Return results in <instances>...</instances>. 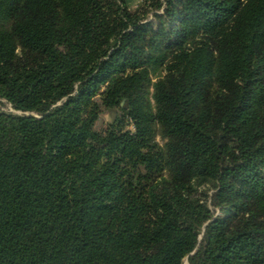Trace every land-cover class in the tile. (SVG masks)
Instances as JSON below:
<instances>
[{
  "label": "trees",
  "instance_id": "1",
  "mask_svg": "<svg viewBox=\"0 0 264 264\" xmlns=\"http://www.w3.org/2000/svg\"><path fill=\"white\" fill-rule=\"evenodd\" d=\"M186 259L264 264V0H0V264Z\"/></svg>",
  "mask_w": 264,
  "mask_h": 264
},
{
  "label": "rangeland",
  "instance_id": "2",
  "mask_svg": "<svg viewBox=\"0 0 264 264\" xmlns=\"http://www.w3.org/2000/svg\"><path fill=\"white\" fill-rule=\"evenodd\" d=\"M143 1H144V0H128L129 5H130L133 9L138 8V7L143 3ZM149 88H150L149 90L152 89L151 86H150ZM6 108H7V109H10L9 106H7ZM110 121H111V117H110L109 115H102V117H101V121L98 123L97 128H102V127H104V126H105L108 122H110ZM155 141H156L157 143H159L160 146H163V147H164V146L167 144L168 139L165 138V136H164L160 131H158V132L156 133V135H155ZM218 214H220V213H218ZM185 264H189L187 259L185 260Z\"/></svg>",
  "mask_w": 264,
  "mask_h": 264
}]
</instances>
